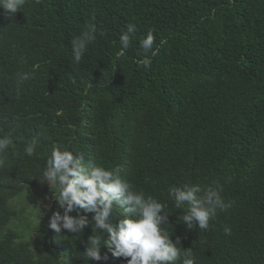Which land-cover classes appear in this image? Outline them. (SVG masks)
I'll use <instances>...</instances> for the list:
<instances>
[{"label": "trees", "instance_id": "1", "mask_svg": "<svg viewBox=\"0 0 264 264\" xmlns=\"http://www.w3.org/2000/svg\"><path fill=\"white\" fill-rule=\"evenodd\" d=\"M128 23L133 42L113 64ZM89 24L96 40L76 65L71 40ZM149 30L165 43L144 68L139 41ZM22 73L30 79L17 87ZM0 137L13 142L0 156V264H93L83 254L91 223L64 236L49 227L62 209L41 177L61 144L86 166L119 167L166 203L170 239L194 264H264V0H28L12 16L0 8ZM33 138L40 147L27 157ZM186 182H214L232 202L208 230L178 222L183 210L167 189ZM41 194L53 199L45 212Z\"/></svg>", "mask_w": 264, "mask_h": 264}, {"label": "clouds", "instance_id": "2", "mask_svg": "<svg viewBox=\"0 0 264 264\" xmlns=\"http://www.w3.org/2000/svg\"><path fill=\"white\" fill-rule=\"evenodd\" d=\"M36 2L39 3V0ZM27 3L28 0H0V8L12 16ZM136 31L134 23L126 25V31L120 34V48L115 53L113 64L126 55ZM96 34V25L89 24L79 36L71 40L74 64H80L88 45L96 40ZM155 41L156 36L151 30L139 41L143 59L138 63L144 68L151 67L152 59L159 55L165 43L164 40L159 44ZM29 79L30 73L18 74L17 87ZM12 143L8 137H0V156L9 150ZM38 147L39 142L33 138L25 144L24 155H37ZM82 161V156L74 155L64 145H53L42 171L41 181L50 186L56 203L62 209V213L52 212L49 221V227L58 236H64V230L80 233L91 223L93 235L88 238L83 254L88 261L93 260V264L94 261L99 264L102 259L113 263L115 257L126 259L127 264H178L182 256V264H194L192 250L182 251L178 247L180 239L177 238L175 242L170 239L165 228L169 217L166 203L146 195L122 179L119 167L107 169L103 166H86ZM2 164L3 160L0 159ZM221 191V187L214 182L204 186L186 182L171 185L167 189L168 199L175 209L183 210L178 222L183 223L188 230L201 231L210 228V221L218 211H227L232 207V202H225ZM73 212L76 215H72ZM88 213H93L91 221ZM114 218L118 219L115 224L111 222ZM231 231L230 227H224L226 235H231ZM102 246L111 251L109 255H101Z\"/></svg>", "mask_w": 264, "mask_h": 264}, {"label": "rangeland", "instance_id": "3", "mask_svg": "<svg viewBox=\"0 0 264 264\" xmlns=\"http://www.w3.org/2000/svg\"><path fill=\"white\" fill-rule=\"evenodd\" d=\"M45 188L49 189L50 186L47 184L42 189L44 190ZM48 189H45V190H48ZM52 200L53 199L50 197V195H47V194H41V195H39V197L36 196V201H37V204L39 205L40 212H42V211L45 212L46 210H49L51 208ZM20 207H21V205H19V208Z\"/></svg>", "mask_w": 264, "mask_h": 264}]
</instances>
